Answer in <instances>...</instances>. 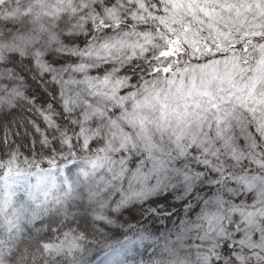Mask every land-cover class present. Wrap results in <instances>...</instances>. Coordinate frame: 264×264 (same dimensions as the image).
Returning <instances> with one entry per match:
<instances>
[{"label": "snow or ice", "instance_id": "obj_1", "mask_svg": "<svg viewBox=\"0 0 264 264\" xmlns=\"http://www.w3.org/2000/svg\"><path fill=\"white\" fill-rule=\"evenodd\" d=\"M49 2L36 0L33 5L39 13V27L31 28L32 38L23 40L20 33L19 51L9 52L6 56L0 54V168L9 172L35 169L48 174L42 164L59 171L63 163L73 158L86 160L91 167L87 171L81 170L75 177L63 176L59 182L52 176L50 188L44 192L38 206H20L15 211L13 208L5 211L7 201L0 203V215L4 217L0 221V235L6 234L8 238L7 243L0 239V264H15L24 246L33 249V241L35 251L45 264H82L73 250L81 246L92 225L87 214L74 215L69 202L80 197L78 189L82 182L87 185L88 199L93 200L102 197L109 179L125 176L130 186L152 176L158 182L167 176L182 182L185 189L191 188L188 198L196 204V208L190 210L195 218L190 216L185 232L195 233L198 242L204 246L200 250L203 255H198V264H224L217 255L227 257L228 264H264V199H258L256 195V189L264 186V181L259 179L264 176V171H260L264 165L250 166L254 161L247 155L238 159L240 153H248L264 160V137L257 131L259 114L253 111L249 115L246 111L216 104L209 117L210 127L208 121L198 125L189 120V131H171L166 141L163 133L161 141H156L153 133L151 140L157 147H149L144 129L138 123L130 122L134 101L144 95L139 92L141 84L147 90L149 82L143 77H158L161 71H169L167 65L173 58L179 64L180 58L189 52L195 58L202 51L200 46L191 48L179 32H168L163 25L159 26L164 35L152 37L163 45L162 48L145 43V35L131 31L130 26L141 19L158 23L157 17L172 9L169 0H154L155 7L149 0H72V8L68 10H64L67 0L63 3L51 0L55 7H49ZM5 26L18 27L9 21H5ZM27 27L30 22L26 23ZM81 36L86 40L83 48L65 43ZM255 39L260 41L264 37ZM126 40L133 41L134 46L122 48ZM207 43L211 51L215 45ZM146 48L150 51L145 52ZM121 51L124 56H118ZM64 53L78 59L54 67L60 62L50 61L48 57ZM142 53L143 60L140 59ZM17 57L21 63L25 58L29 60L33 74L47 76L43 82L52 94L43 105L38 106L40 98L35 94L25 93L24 81L15 68H8ZM209 58L205 56V59ZM20 107L35 113L43 127L35 119L9 120ZM260 119L264 120V117ZM237 125L240 128L237 135L245 138L243 146L237 142V135H232ZM20 129L24 131L21 133ZM141 145L145 146L144 150ZM136 153L140 155L136 156ZM129 156H135L134 169L129 167L133 163ZM98 169L106 170L111 176L97 179ZM254 176L256 188L246 183ZM201 193L202 198L196 200ZM144 194L146 189L141 186L139 195ZM103 204L101 200L100 206ZM45 213L53 214L49 231L56 227L59 237L55 242L52 237L33 238L32 229L28 227ZM8 216L12 219H7ZM96 218L105 217L97 214ZM24 229L29 234L27 240L20 238ZM62 249V255H58ZM69 253L73 255L69 256Z\"/></svg>", "mask_w": 264, "mask_h": 264}, {"label": "rangeland", "instance_id": "obj_2", "mask_svg": "<svg viewBox=\"0 0 264 264\" xmlns=\"http://www.w3.org/2000/svg\"><path fill=\"white\" fill-rule=\"evenodd\" d=\"M60 2L63 3L64 0ZM169 2L172 4V9L167 10L166 15L171 14V18L160 16L157 17L158 22L167 26L170 20L182 21V30L179 29L180 37L191 48L200 46L202 51L195 58L189 52L187 56L180 58L179 64L176 61L168 62L167 75L144 79L149 82L147 90L145 85L141 84L139 92L144 95L134 101L135 107L132 113L135 115L129 114L130 122L138 123L144 129L145 135L149 138V147H157L151 140L153 133L156 141H161V133L164 134L166 141L167 134L171 131L176 129L189 131L187 127L189 120L197 122L198 125L208 121L210 127L209 117H212L216 104H221L224 108L246 111L249 115L253 111L258 113L257 131L264 137V131H261L264 128V120L260 119L264 117V39L260 41L255 39L258 36L264 37V0H169ZM35 3L36 0H0V54L6 56L9 52L19 51L21 35L18 34L22 33L23 40L32 38L31 28L39 27L37 21L39 13L33 8ZM48 6L55 7L51 0ZM71 8L72 0H67L64 10ZM28 13L32 15L28 16ZM5 21L18 27H11L9 32H5L2 29ZM148 21L141 19L138 24H148ZM29 22L30 27L26 28V23ZM175 24L177 25L173 21L172 26L167 28L177 32L178 27H173ZM198 28L201 31H198ZM131 31L145 35L147 37L145 43L162 47L152 39L157 34L142 29H131ZM206 41L215 45L211 51ZM65 43L83 48L86 40L83 43L77 39ZM239 45L243 47H238ZM133 46V41L126 40L122 43L124 49ZM144 51L148 52L150 49L146 48ZM215 52H220L222 55L215 56L213 55ZM124 54L123 51L118 52V56ZM66 55L67 53L58 54L48 59L51 61L60 57L62 60ZM205 56L210 58L205 59ZM68 57H70L68 60H59L60 63L53 66L60 67L78 59L75 55ZM140 57H144L143 53ZM8 68L12 69L9 65ZM15 71L24 81L23 90L29 95L26 80L17 70ZM39 76L47 80L45 74ZM170 81L175 82L174 86L170 85ZM247 90H251L252 97H247V93L243 95ZM21 112L25 119H35L43 127L42 121L35 113L29 110H26L27 113L22 110ZM239 131L237 125L232 135H237ZM237 142L243 146L245 138L237 135ZM144 148L145 146L141 145V150ZM139 155L136 153V156ZM245 155L249 160L254 161V165L250 166L264 165V160L259 156L248 153H240L238 159H242ZM129 159L133 161L129 167L134 169L135 156H129ZM41 167L48 174L39 173L35 169L26 171L13 169L9 172L0 168V203L7 201L5 211L8 208H13L15 211L20 206H38L44 192L50 188L52 176H55L59 182L63 176L75 177L81 170L87 171L91 166L86 160L73 158L63 163L59 171L49 169L47 164H42ZM260 171H264V167ZM110 176L111 174L106 170L98 169L96 172L97 179ZM81 179L83 180L82 177ZM259 179L264 181V176ZM255 180L254 176L246 183L256 188ZM141 186L146 189L144 195H139ZM184 189L182 182L170 180L167 176L160 178L159 182L155 176H152L147 181H137L131 186L126 176L112 177L104 188L102 197L89 200L87 185L82 182L78 189L81 195L69 202V209L74 215L87 214L92 226L81 246L73 250L75 256L81 259L82 264H198V255H203L200 250L204 246L198 242L195 233L185 232L190 218H184L175 226L156 231L148 224L135 227L123 212L116 213L118 208L122 210L131 206H140L168 191ZM256 195L258 199H264V186L256 189ZM125 197L128 199L125 200ZM101 200L104 202L103 207L100 206ZM97 214L105 218L97 219ZM52 215L45 213L28 225L32 229L33 238L52 237L55 242L59 234L55 226L49 231V220ZM191 218L194 219L195 216ZM251 218L255 219L254 214ZM3 219L4 217L0 215V221ZM7 219L11 220L12 217L8 216ZM23 231L24 235L20 238L29 239L27 229ZM0 239H5L7 243L6 234L0 235ZM32 244L33 249H28L26 246L21 249L15 264H45L39 253L35 251V242L33 241ZM146 245L148 247L145 251ZM63 251L64 249L57 254L62 255ZM71 255L73 253H69V256ZM217 259H222L224 264H228L227 257L217 255Z\"/></svg>", "mask_w": 264, "mask_h": 264}, {"label": "trees", "instance_id": "obj_3", "mask_svg": "<svg viewBox=\"0 0 264 264\" xmlns=\"http://www.w3.org/2000/svg\"><path fill=\"white\" fill-rule=\"evenodd\" d=\"M149 2L151 3L152 7H155L154 0H149ZM145 12H147V8H145ZM148 15L151 16L152 13H148ZM165 16H169L171 18V14H168ZM173 21L177 23V27H178L177 32H180L179 29H181L180 26H182V21L180 22V21H175V20H170L169 22H167V26L164 23H160V22L157 23V21L149 20L148 24L131 25L130 27L132 30L133 29L149 30L154 34H157L156 36H163L164 33L161 31V28L159 25H163V28L167 30L168 32H175L174 30H172V28H170L171 30L167 28L169 26H172ZM2 29L5 30V32H9L11 29V26L6 27L5 25H3ZM166 38L167 37H165V41H166ZM77 41L83 43L85 39L80 38V39H77ZM161 46L163 47L162 44ZM181 51H183V49H181ZM62 58H63L62 60H66V59L68 60L70 57L66 55V56H63ZM60 59L61 58L58 57L55 60L59 61ZM140 59L143 60L144 57H140ZM149 59H151V57H149ZM174 59L175 58H173V60L171 61L175 62L176 60ZM9 66L12 68L14 67L15 70H17L24 77V79L27 82V87H28L27 91L29 95L35 94L38 98H40L38 101L40 105H43V102L45 100L50 99V96L52 94L51 90L49 88H46L43 82V81H46V79L41 76H37L33 74V70H32L31 64L28 59L25 58L23 62L21 63L20 58L17 57V61L14 64H9ZM167 74L168 73L161 71L159 76H163ZM151 78H154V76H151V75L145 76L143 77V80L151 79ZM246 93H247V97L248 96L252 97L253 95V94L251 95V90H247L245 94L243 95H246ZM241 103H244V101L243 102L241 101ZM21 110L23 112H26V110H29V109H27L26 107L17 108L15 113H13V115L10 116L8 119L9 120H13V119L20 120L21 118L25 119L22 116ZM20 131L22 133L24 129H20ZM24 143L27 144L28 141L25 140ZM24 151H27V149L25 148ZM190 191H191L190 187L184 190H179V191L171 190V191H168L166 194L159 195V196H156V198L150 199L148 202L143 203L140 206H131L129 208H123L122 210L121 208H118L116 213L121 214L123 212L124 215L128 217L135 224V227L141 226L142 224H148L150 227L154 228L156 231L163 229V228L165 229L167 227L175 226V224L182 222V219L184 218L189 219L190 216L191 217L195 216V214L190 213L191 209L196 208L195 202L188 198ZM202 196H203V193L198 194L195 197V199L199 200L202 198Z\"/></svg>", "mask_w": 264, "mask_h": 264}]
</instances>
